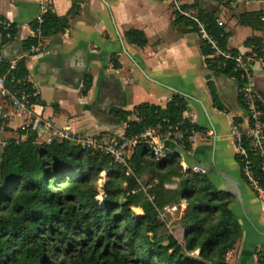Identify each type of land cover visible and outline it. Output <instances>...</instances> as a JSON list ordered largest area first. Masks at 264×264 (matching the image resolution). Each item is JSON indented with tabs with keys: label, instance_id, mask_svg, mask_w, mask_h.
Here are the masks:
<instances>
[{
	"label": "trees",
	"instance_id": "1",
	"mask_svg": "<svg viewBox=\"0 0 264 264\" xmlns=\"http://www.w3.org/2000/svg\"><path fill=\"white\" fill-rule=\"evenodd\" d=\"M81 1L72 0L68 15L78 13ZM190 7L196 8V3ZM196 11L220 47L231 54L239 53L227 48L228 33L217 23L215 11ZM263 14V9L243 10L236 18L239 24L262 29ZM174 22L192 24L175 11ZM12 26L11 33L15 30ZM37 26L43 36L61 32L66 28V17L47 10L41 23L31 22L32 30ZM123 35L130 44L142 47L147 43L141 29L129 28ZM35 41L34 37L25 39L23 48ZM244 45L251 48L250 52L264 53L260 37L249 36ZM200 51L209 71L238 78L233 60L210 57L212 49L204 40ZM112 64L119 66L116 57H112ZM0 73L6 74L7 80L20 78L31 103L41 102L26 80L24 59H18L12 69L9 63L0 62ZM91 83V75H84L82 94ZM207 87L213 104L222 109L214 82L209 80ZM185 109V97L175 92L165 106L140 102L132 110L113 108L111 112L116 121L125 123L122 135L130 138L156 125L162 132L177 123L181 129H196L183 117ZM16 131L25 138L9 137L0 149V264H226V253L241 236L240 223L229 207L230 197L214 187L204 172L183 170L177 153L163 145L165 156L154 159L149 156V145L137 142L127 158V173L110 156L68 139L37 142L35 131ZM176 143L185 151L191 147L187 134ZM102 171L105 178L98 199ZM173 178L178 179L177 185L168 188L165 181ZM182 200L187 212L181 216L180 242L160 213ZM131 205L140 208L141 214ZM260 247L255 254L264 264V245Z\"/></svg>",
	"mask_w": 264,
	"mask_h": 264
},
{
	"label": "crops",
	"instance_id": "2",
	"mask_svg": "<svg viewBox=\"0 0 264 264\" xmlns=\"http://www.w3.org/2000/svg\"><path fill=\"white\" fill-rule=\"evenodd\" d=\"M222 1L179 0L187 8L215 11L228 33L227 48L247 54L251 51L244 45L247 37L257 36L264 42V27L253 29L239 24L236 18L243 10H264V0H248L236 10L228 7L231 1ZM71 2L0 0V17L15 27L3 46L5 62L24 59L26 80L41 100L26 112H17L0 99V110L6 114L0 115V149L9 137L25 138L16 129L23 128L35 113L51 117L57 126L68 124L76 133L121 136L125 123L116 121L113 108L132 110L140 102L165 106L178 92L186 99L183 117L196 126V133L188 151L170 138H163L161 144L179 155L182 169L203 166L214 187L229 195V207L240 223L241 236L226 253L225 262L254 264L256 248L264 245V205L241 177L229 132L232 121L246 120L238 95L240 80L207 69L198 33L192 24L174 22L169 0H82L78 13L72 16L67 13ZM194 3L196 8L190 7ZM47 10L65 16L66 28L44 36V49L30 54L23 48V41L33 37L31 22ZM129 28L141 29L147 43L142 47L128 43L123 33ZM112 57H116L118 67L113 66ZM86 74L91 75L92 83L82 94ZM209 80L214 82L222 109L212 102ZM252 83L264 108V70L257 64ZM36 140L42 142L43 137L37 135ZM177 181L166 180L165 185L174 188ZM131 207L141 214L140 208ZM161 212L162 217L166 212L167 218H163L168 230L182 242L185 202Z\"/></svg>",
	"mask_w": 264,
	"mask_h": 264
},
{
	"label": "built area",
	"instance_id": "3",
	"mask_svg": "<svg viewBox=\"0 0 264 264\" xmlns=\"http://www.w3.org/2000/svg\"><path fill=\"white\" fill-rule=\"evenodd\" d=\"M173 7V12H177L192 21L200 40H204L211 47V57L223 56L234 62V70L238 72L240 87L238 95L244 105L246 120L245 123L234 120L230 125V134L234 140L235 157L240 167L241 177L245 184L255 194L257 199L264 205V108L260 97L254 89L252 83V71L254 65H258L264 70V53L250 52L248 54H231L228 50L220 47L216 38L207 31L204 21L198 16L197 11L191 8L182 7L179 0H169ZM264 19V14L262 16ZM37 23L42 22V15L36 18ZM222 24L221 20H217ZM13 29L12 23L6 18L0 17V62L6 60L3 54V46L10 38ZM33 37L36 39L28 48V53H37L44 49L43 38L40 27L33 29ZM15 60L9 62V68H15ZM0 99L2 103L8 104L17 112H26L32 105L30 94L25 90L20 78L11 77L9 80L6 74L0 73ZM0 115L6 114L0 110ZM137 119V117L134 116ZM180 123L162 132L159 125L146 127L141 133L126 138L123 135L109 138L100 137L94 134H80L73 132L68 124L57 126L51 117L41 114H33L23 128L35 131L38 136L43 137V142L53 140L68 139L74 143L105 154L119 163L130 172L128 164V152L137 142H146L150 147L149 156L154 159H160L165 156L164 148L161 144L163 138H170L173 141H180L184 134H187V140L191 143L194 139L196 129L179 127ZM183 169L193 172H204L205 168L201 165L183 166ZM105 171L101 172V178L98 179V194L96 197L101 199ZM165 209L168 206L164 207ZM170 208V207H169ZM171 208H175L172 205ZM162 217V212L160 213ZM260 250L259 246L256 248ZM264 251V247L262 248ZM254 264H260L255 254Z\"/></svg>",
	"mask_w": 264,
	"mask_h": 264
},
{
	"label": "rangeland",
	"instance_id": "4",
	"mask_svg": "<svg viewBox=\"0 0 264 264\" xmlns=\"http://www.w3.org/2000/svg\"><path fill=\"white\" fill-rule=\"evenodd\" d=\"M205 2H207V0H204ZM236 0H232L229 4H228V7H230L231 9H234V10H236V9H238L239 8V6H245L246 5V1H248V0H237L236 2H235ZM250 1V0H249ZM255 1V0H254ZM257 3V2H256ZM259 4V3H258ZM232 5H234V6H232ZM257 6V5H256ZM241 8V7H240ZM112 137V136H111ZM163 217L164 218H167V216H166V212H164L163 213Z\"/></svg>",
	"mask_w": 264,
	"mask_h": 264
}]
</instances>
